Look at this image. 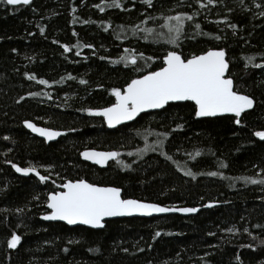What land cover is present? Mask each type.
Here are the masks:
<instances>
[{
  "label": "trees",
  "instance_id": "trees-1",
  "mask_svg": "<svg viewBox=\"0 0 264 264\" xmlns=\"http://www.w3.org/2000/svg\"><path fill=\"white\" fill-rule=\"evenodd\" d=\"M120 4L0 0V264H264V183L242 179L264 180V139L254 134L264 131V0ZM179 13L192 19L173 44L167 18ZM209 48L225 49L236 91L255 100L239 124L229 115L196 117L190 101L114 129L95 115L115 102L113 89L161 68L168 51L189 58ZM130 54L135 65L120 59ZM26 120L65 135L47 143ZM87 148L120 156L99 168L81 159ZM13 164L48 180L20 176ZM79 179L120 187L124 198L217 205L189 216L114 219L103 229L41 219L49 193ZM13 233L22 238L15 249L7 246Z\"/></svg>",
  "mask_w": 264,
  "mask_h": 264
},
{
  "label": "snow or ice",
  "instance_id": "snow-or-ice-1",
  "mask_svg": "<svg viewBox=\"0 0 264 264\" xmlns=\"http://www.w3.org/2000/svg\"><path fill=\"white\" fill-rule=\"evenodd\" d=\"M30 2L31 0H4L7 5H29ZM143 2L149 6L152 5V0H143ZM103 3L106 7H121L120 0H103ZM213 3H215V0H208V4ZM97 7L100 6L97 5ZM201 7H204V5L201 4ZM100 11H104V7H100ZM261 15H264V13H261ZM185 19L191 20L192 17L186 13H179L167 18L169 22H175L167 25L171 34V43H176L179 34L183 30ZM196 27L199 28L200 25L197 24ZM41 31L43 32V29ZM148 31L152 30L148 29ZM64 47L67 51V45ZM88 47L92 46L88 45ZM120 59L135 65L137 56L130 54L121 56ZM163 62L164 66L158 71L148 72L146 75L131 80L123 93L120 89H113L117 102L110 107L95 110V114L102 115L108 124L112 126L121 123V121L132 120L145 109L162 108L169 101L191 100L195 102L196 117L215 116L218 113H234L237 117L235 122L239 124L241 113L253 107V99L248 95L234 91L233 80L226 77L229 64L225 59L223 49H209L207 52L201 55H193L191 58H184L177 51H169L163 57ZM40 83L46 84L47 81L40 80ZM81 83H85V81L82 80ZM89 111L93 110L89 109ZM25 123L33 132H38L50 140L61 134L58 131L37 127L30 121ZM254 134L264 139V131H257ZM199 154L197 152V155ZM82 155L89 160H95L97 164H106L109 159L119 157L120 153L115 151H85ZM120 163L123 162L120 161ZM12 166L17 172L35 173L40 181L48 179L47 176L41 175L35 167L24 168L15 164ZM124 166L130 167V165ZM187 174L192 175L191 172ZM216 174L211 173V175ZM242 179L250 183H264V180L256 181L251 177ZM62 187L66 190L49 194L47 204L51 211L44 215L43 219L66 221L69 225L81 223L93 228H103L106 217L132 214L151 215L152 213L172 211L194 213L198 211L194 207L168 208L157 203H146L137 199H122L121 188L101 187L84 179L69 180ZM234 230V228L227 229L229 232ZM243 231L251 235L248 228H244ZM159 235L160 232L155 233V236ZM253 238L255 239V237ZM21 239L20 235L13 233L11 238L7 240V246L15 249L20 244ZM260 243L264 244V240H261ZM248 247H252V245H248ZM124 251H127V249H124Z\"/></svg>",
  "mask_w": 264,
  "mask_h": 264
},
{
  "label": "water",
  "instance_id": "water-1",
  "mask_svg": "<svg viewBox=\"0 0 264 264\" xmlns=\"http://www.w3.org/2000/svg\"><path fill=\"white\" fill-rule=\"evenodd\" d=\"M32 1L33 0H31V2H30V4L32 3ZM12 6H16V5H12ZM209 49H214V50H219V49H223V48H209ZM209 49H207L206 51H204V52H201V53H199V54H196V55H201V54H203V53H205V52H207ZM224 51H225V49H223ZM170 51H175V50H170ZM169 52V51H168ZM178 52V51H177ZM179 53V52H178ZM180 54V53H179ZM182 56V55H181ZM183 57V56H182ZM192 57V56H191ZM191 57H189V58H191ZM225 59L227 60V56H226V51H225ZM228 61V60H227ZM229 64V63H228ZM163 66H164V62H163ZM162 66V67H163ZM160 69V68H159ZM159 69H156L155 71H158ZM148 73V72H147ZM147 73H144V74H142V75H146ZM141 76V75H140ZM140 76H138V77H140ZM138 77H136V78H138ZM226 77H230L232 80H233V90L234 91H236V89H235V82H234V79L229 75V67H228V70L226 71ZM136 78H134V79H136ZM131 82V81H130ZM129 82V83H130ZM128 83V84H129ZM127 84V85H128ZM127 85L126 86H124V88H122L120 91H121V93H123L125 90H126V88H127ZM238 92V91H237ZM238 93H240V94H243V95H248V94H245V93H241V92H238ZM248 96H250V95H248ZM252 99H253V101H254V103H253V107L252 108H250V109H246L244 112H242L241 113V115H240V117H242V115L244 114V113H246V112H249V111H251V110H253L254 109V107H255V100H254V98L252 97V96H250ZM186 101H190V102H192L194 105H195V102L194 101H191V100H182V101H169L166 105H164L162 108H154V109H145L144 111H142V112H140L136 117H134L132 120H129V121H121V123H119V124H115V125H112V126H110L109 124H108V122H107V120L102 116V115H96L97 117H100V118H103V120H104V122H105V124H106V126L108 127V128H110V129H114V128H117L118 126H120V125H124V124H128V123H131V122H133V121H135L140 115H142V114H144V113H150V112H155V111H160V110H162L163 108H165L169 103H178V102H186ZM117 102V99H116V96H115V102L113 103V104H115ZM113 104H111V105H113ZM111 105H108V106H106V107H110ZM106 107H102V108H106ZM102 108H98V109H102ZM98 109H96V110H98ZM226 115H229V116H235V114L234 113H218L217 115H215V116H204V117H199V118H210V117H219V116H226ZM236 117V116H235ZM239 117V118H240ZM26 121H30V122H32L33 124H35L37 127H40V128H46V129H51V130H53V131H58V132H60L61 134L59 135V136H56V137H54L53 139H48L46 136H42V135H40V133H38V132H33L32 131V129H30V128H28L27 127V124L25 123ZM26 121H24V126H25V128L32 134V135H34V136H36V137H38V138H40V139H43V140H45L47 143H50V142H54V141H56V140H58L61 136H63V135H65V131L64 130H61V129H55V128H51V127H47V126H43V125H40V124H37V123H35L34 121H32V120H26ZM85 151H96V152H111V151H115V152H118L117 150H107V149H96V148H87V149H83L82 151H81V153H80V156H81V159L82 160H84V161H86V162H89V163H91V164H93V165H96L97 167H99V168H107L108 166H109V164H111V163H113L114 161H116L117 159H118V157H116V158H114V159H109L108 160V162L106 163V164H97L96 162H95V160H89V159H87V158H85V156H83L82 155V153H84ZM19 167H22V166H19ZM24 168H27V167H24ZM16 171V170H15ZM37 171H39L38 169H37ZM17 172V171H16ZM39 173L41 174V172L39 171ZM17 174H19L20 176H23V177H28V176H35L36 178H38L39 179V177L38 176H36V174L35 173H32V172H30V173H27V174H25V173H21V172H17ZM42 175V174H41ZM40 180V179H39ZM48 180V179H47ZM84 180H86V179H84ZM67 181H69V180H67ZM66 181V182H67ZM72 181H76V180H72ZM86 181H88V180H86ZM65 182V183H66ZM89 183H92V182H90V181H88ZM93 184H96V185H98V186H101V187H117V186H114V185H101V184H97V183H93ZM63 185V184H62ZM62 185H61V189L60 190H58L57 192H60V191H65L66 189H64L63 187H62ZM120 188V187H119ZM51 193H53V192H51ZM50 194V193H49ZM49 196V195H48ZM121 198L122 199H136V198H124L123 197V190H122V188H121ZM137 200H139V199H137ZM47 201H48V199H47ZM142 201H144V200H142ZM144 202H146V203H157V202H151V201H144ZM157 204H159V205H161V206H163V207H168V208H181V207H194V208H197L198 209V211L199 210H201L203 207H213V206H215V205H217V203L216 202H209V203H207L206 205H204V206H181V205H166V204H160V203H157ZM209 205H211V206H209ZM46 207H47V212L45 213V214H43L42 216H41V219H43V216L44 215H46V214H48L50 211H51V209H49L48 208V204H46ZM197 211V212H198ZM197 212H194V213H183V212H178V211H172V212H165V213H152L151 215H143V214H132V215H121V216H114V217H106L105 218V221H104V224L106 225V223H107V221H110V220H114V219H122V218H132V217H152V216H162V215H168V214H178V215H181V216H189V215H194V214H196ZM43 220H45V219H43ZM45 221H47V222H63V223H65V224H67V222L66 221H61V220H45ZM68 226H70V227H75V226H84V227H88V228H92V229H103V228H93L92 226H89V225H84V224H81V223H77V224H74V225H69V224H67Z\"/></svg>",
  "mask_w": 264,
  "mask_h": 264
},
{
  "label": "flooded vegetation",
  "instance_id": "flooded-vegetation-1",
  "mask_svg": "<svg viewBox=\"0 0 264 264\" xmlns=\"http://www.w3.org/2000/svg\"><path fill=\"white\" fill-rule=\"evenodd\" d=\"M46 142V141H45ZM61 189V188H60Z\"/></svg>",
  "mask_w": 264,
  "mask_h": 264
},
{
  "label": "rangeland",
  "instance_id": "rangeland-1",
  "mask_svg": "<svg viewBox=\"0 0 264 264\" xmlns=\"http://www.w3.org/2000/svg\"><path fill=\"white\" fill-rule=\"evenodd\" d=\"M94 113H95V111H94Z\"/></svg>",
  "mask_w": 264,
  "mask_h": 264
}]
</instances>
